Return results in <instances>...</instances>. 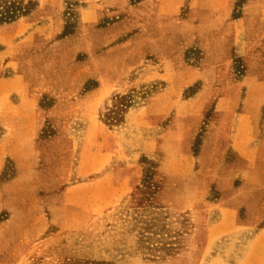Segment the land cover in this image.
Instances as JSON below:
<instances>
[{"label":"rangeland","instance_id":"374dc122","mask_svg":"<svg viewBox=\"0 0 264 264\" xmlns=\"http://www.w3.org/2000/svg\"><path fill=\"white\" fill-rule=\"evenodd\" d=\"M142 1L0 0V27L31 26L0 28V78L24 85L0 92V264H221L264 226V0H228L242 24L222 59L169 30L193 0L173 18ZM27 96L36 116H1ZM225 214L248 230L209 248Z\"/></svg>","mask_w":264,"mask_h":264},{"label":"crops","instance_id":"0c3cea01","mask_svg":"<svg viewBox=\"0 0 264 264\" xmlns=\"http://www.w3.org/2000/svg\"><path fill=\"white\" fill-rule=\"evenodd\" d=\"M123 3L124 0H102L103 8L120 6ZM183 3L184 0H144L140 4L148 9L153 4H156V9L162 12H159L158 16L165 13L173 18L176 15L175 13L179 12ZM230 6L231 4L228 0H193L183 14L177 15L172 19L169 30H171V32H180L188 34L189 36L191 35V41L197 42L205 48H210L211 54L209 57L217 56L220 59L224 57L226 58L229 56L231 47L237 39V33L242 24V18H237L225 25L224 15ZM97 8V5H89V8L81 11L82 16L84 15V17H88L92 20L93 17H97ZM0 28L10 31L11 33L9 34H11V37L22 34L25 31L24 40H27L30 36L29 29L31 26L26 22L13 21L6 23ZM212 35H216L214 40L218 43V46L212 44V42H214L212 41ZM204 41H208L209 45H204ZM18 45V42H13L12 44L13 47H18ZM13 68L14 74L12 76L0 78V92L4 91L8 95L13 92L24 91L23 78L17 71L16 67ZM27 98L28 108L26 113H17L16 110L18 105L4 99L1 103V116L6 118H33L36 116V101L31 96H27ZM244 118H240L239 122L242 123ZM224 219L226 224L213 226V228H210L207 232V244L209 248H212L217 241H223L226 246L239 244L242 239L239 236L233 239L232 236L248 230V227L242 225L239 226L237 223L229 224L226 214L224 215ZM198 230L202 231V226L199 227ZM227 235L229 236L227 237ZM222 238L223 240H221ZM230 239H232V241H230ZM244 244L243 250L239 251L240 253L237 257L233 256L236 254L233 253V250H226V256L224 258L220 257V261H217L221 262V264H264V226L257 228L253 232L251 238Z\"/></svg>","mask_w":264,"mask_h":264},{"label":"trees","instance_id":"16d2710c","mask_svg":"<svg viewBox=\"0 0 264 264\" xmlns=\"http://www.w3.org/2000/svg\"><path fill=\"white\" fill-rule=\"evenodd\" d=\"M133 1H139V0H133ZM19 10L18 7H15V10ZM19 15L15 14L13 12L12 15L4 17V21L6 20H14L16 17H18ZM1 20V19H0ZM131 101L130 99H128L126 96H122V95H117L115 96L111 103L109 105L106 106V113L103 114V116L105 117V123L109 124V125H113L115 123H118L122 117L123 112H125L129 107H130ZM153 176V171H152V167H148L147 171H145V177H152ZM83 264H87V262H83ZM90 264H109V262L106 261H92L90 262Z\"/></svg>","mask_w":264,"mask_h":264}]
</instances>
